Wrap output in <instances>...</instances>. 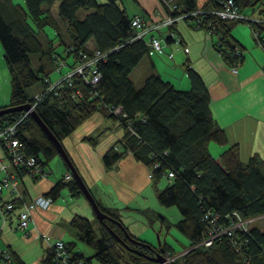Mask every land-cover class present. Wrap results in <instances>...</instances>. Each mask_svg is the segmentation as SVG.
Returning a JSON list of instances; mask_svg holds the SVG:
<instances>
[{"label": "trees", "instance_id": "trees-1", "mask_svg": "<svg viewBox=\"0 0 264 264\" xmlns=\"http://www.w3.org/2000/svg\"><path fill=\"white\" fill-rule=\"evenodd\" d=\"M60 1L55 17L52 7L56 0H23V4L0 0V46L12 89L7 107L18 108L34 103L36 95L31 97L28 90L38 82H41L40 92H45L46 80L51 76L45 73L43 66L35 72L30 55L44 54L39 33H43L46 27L54 29L65 52L64 55L57 52L55 44L50 46L48 55L53 72L60 59L67 61L71 57L72 62L67 64L75 65L80 51L97 49L109 52L108 58L98 64L101 78L96 88L83 84L80 86L81 97H74L72 93L78 82L66 84L58 94H45L37 103L35 112L62 145L64 138L94 113L116 118L125 134L103 156L105 167H112L130 153L150 168V177L156 186L164 176L167 177L169 183L158 192L157 199L164 207L175 206L181 220L171 223L155 211L151 214L166 223L167 231L173 227L189 241L185 253L175 256L167 242L155 245L136 236L129 232L118 211L99 204L108 219L99 221L92 209L97 228L89 218L79 214L69 223L77 238L95 252L89 258L75 255L84 259L86 264L93 259L101 264H159L156 258L164 248L163 254L175 257L172 264H264V225L258 223L264 221V162L255 154L243 163L238 145H228L226 133L215 125L210 110V91L198 71L186 65L190 80L187 90L176 89L171 81L163 79L156 71L144 79L142 87L137 88L131 74L149 55L151 48L145 38L130 40L134 35L131 25L134 16L128 15L120 0L105 3L97 0ZM160 1L169 8L170 0ZM220 1L208 0L201 9L216 11L222 6ZM234 1L243 12L251 9L264 15V0ZM174 2L181 9L179 14L183 15L199 8L196 0ZM81 9L87 11L84 18L78 16ZM185 19L191 27L205 32L210 30L207 25ZM207 19L215 23V31L212 30V35L218 36L213 44L215 51L228 66L238 67L243 57H237L235 49H242L236 45L232 29L239 22L215 20L211 14ZM61 23L65 25L64 31ZM252 26L264 34V25ZM90 41L94 43L93 48L88 47ZM118 107L125 117L113 115L112 110ZM25 113V110H18L0 114V130L21 119L17 131L24 152L27 156H35L41 166L48 169L52 159L60 157L59 151L31 114L22 119ZM98 137H86L85 140L94 147ZM211 144L222 149L217 153L218 159ZM0 153L3 157L7 154L5 150ZM170 172L174 173L173 178L168 177ZM65 176L45 195L54 201L68 187L73 197L87 199L73 175L70 180ZM20 194L23 195L21 201L12 200L14 213L21 210L27 198L25 191L20 190ZM4 195L11 198L7 193ZM214 214L224 226L238 217L257 221L248 226L247 232L236 231L237 247L228 236L217 239L211 246L199 245L210 228L209 218ZM11 259L12 264H26L16 254L11 253ZM46 262L47 259L44 264Z\"/></svg>", "mask_w": 264, "mask_h": 264}, {"label": "crops", "instance_id": "crops-1", "mask_svg": "<svg viewBox=\"0 0 264 264\" xmlns=\"http://www.w3.org/2000/svg\"><path fill=\"white\" fill-rule=\"evenodd\" d=\"M14 1L23 4V0ZM97 1L105 3L109 0ZM207 1L196 0V5L202 8ZM120 2L130 17L142 16L152 22L163 21L169 15V8L160 0ZM53 15L55 16L54 12ZM245 26L236 24L232 29V36L236 45L241 47L243 57L237 72H234L215 51L213 44L218 36L208 35L203 29L191 27L184 18L177 20L172 27H163L160 31L153 32L161 39L164 52L158 53L151 48L149 55L133 70L131 80L135 83V77L139 84L137 86L135 83V86L140 88L144 84V79L156 71L163 79L171 81L176 89L187 90L190 87L185 70L188 64L198 71L210 91V110L215 125L226 133L228 145H238L243 163L249 161L255 154L264 162V50L249 33V27ZM171 29L177 31L182 38L181 43H176L170 38ZM244 31H247V35ZM88 47L93 48L94 43L90 41ZM0 54L3 55L2 46ZM169 54H172V58H169ZM10 95L0 98V109L9 106ZM124 134L125 131L116 118L94 113L72 134L64 138L63 146L96 202L105 208L118 211L129 232L151 242L145 237L147 231L144 223L141 232L138 230L134 232L132 224L136 226L143 218L150 227L153 226L156 221L153 220L151 211L154 210L167 217L163 206L157 204V194L164 189V185L160 186L161 180L156 186L149 176L150 168L136 160L130 153L121 157L110 168L104 165L103 156L124 138ZM97 135L99 140L94 147L85 140L86 137ZM211 150L218 159L217 153L222 149L211 144ZM48 170L52 176L37 181L23 173L19 174V189L27 194L25 201L47 194L59 180L71 173L61 157L52 159ZM59 198L61 199L58 200ZM59 198L53 201L49 209L33 211L27 233L2 225L0 249L16 254L26 264H44L49 246L56 239H62L74 254L87 258L83 251L77 250V245L72 239L66 238V234L70 233L69 223L76 214L90 217L93 213L90 202L85 198L83 200L82 197H73L68 187L61 191ZM151 199L156 201L154 208L148 203ZM159 222L161 232L166 228V223L160 220ZM73 233L75 235V232ZM75 237L78 239L76 235L73 238ZM163 241L166 242L165 239ZM92 263L91 261L90 264ZM0 264L3 262L0 261Z\"/></svg>", "mask_w": 264, "mask_h": 264}, {"label": "built area", "instance_id": "built-area-1", "mask_svg": "<svg viewBox=\"0 0 264 264\" xmlns=\"http://www.w3.org/2000/svg\"><path fill=\"white\" fill-rule=\"evenodd\" d=\"M220 4H222L221 8L216 11L204 12L201 8H198L191 13H184L183 15L179 14L181 9L177 6L174 0H170L168 2L169 15L166 16L163 21L149 22L142 16H134L131 23L134 35L130 40H141L142 38L147 39V37H149L147 40L150 48L158 53H163L164 50L161 39L156 37L153 32L160 31L163 27H172L177 20L187 18L190 21H196L203 26L207 25L210 30L206 33L212 35V30L215 31V26H213L215 23L207 19V15L211 14L215 17V20L218 19L220 21L236 23L244 22L249 24L252 35H254L257 44L264 50V34L258 33L254 26H252L254 24L264 25V16L255 17L254 15L244 14L240 6L236 4L234 0H221ZM174 13H178V15H174ZM169 35L176 43H181L182 38H180L175 29H171ZM241 52L240 49H235L237 57L242 55ZM108 55L109 52L90 49L87 51H80L76 64L73 66L68 65L65 60H58L55 63L56 66L54 73L59 79L53 81L51 78H48L46 80L45 92H38L35 96L36 101L30 103L31 110L26 111L22 119L31 114V111L35 110L37 103L43 99L45 94L51 92L58 94L64 89L66 84L72 85L74 81L78 82L77 88L72 93V96L74 97H81L83 92L80 89V86L83 84L96 88V84L101 78V74H99L98 71V64L101 61H105L108 58ZM169 58H172V54H169ZM67 67L69 69L64 71ZM232 68L234 72H237L238 67ZM112 112L115 116L123 115L120 107L114 108ZM123 116L125 117L126 115ZM20 122L21 119L17 123L8 125V127L0 130V151L5 150L7 153L4 157L0 156V233L2 225L10 227L12 230L27 233L32 222L33 211L37 209L44 211L53 205V199L43 194L33 197V199L28 202H23L21 210L18 213H14L12 200L18 199L21 201L23 196L20 194L18 172L23 173L25 176L33 180L50 178L52 175L48 169L43 165L41 166L35 156H27L26 152H24L23 142L18 137L17 131ZM3 161L7 162L5 163ZM149 176H151V174H149ZM173 176L174 173L170 172L168 177L173 178ZM71 178V174L65 176L66 180H70ZM5 193L11 198H6L4 195ZM209 220L208 226L210 228L207 233H205V236L199 245L211 246L217 239L228 236L231 238L235 247H237L236 231L240 230L247 232L248 226L257 221L256 219L242 220L238 217L230 224L224 226L219 224V217L217 214L212 215ZM174 258L168 256L167 260L172 263ZM0 261L3 262V264H12L11 252L0 249ZM46 264H86V262L80 256H76L62 239H56V241L49 246Z\"/></svg>", "mask_w": 264, "mask_h": 264}, {"label": "rangeland", "instance_id": "rangeland-1", "mask_svg": "<svg viewBox=\"0 0 264 264\" xmlns=\"http://www.w3.org/2000/svg\"><path fill=\"white\" fill-rule=\"evenodd\" d=\"M56 1H57L56 4L52 7V11L55 13V17L58 16V12H57L58 5L61 2L60 0H56ZM244 14L254 15L255 17H258V16L263 17L264 16L258 12H252L251 9L244 11ZM86 15H87V11H85L83 9L79 10L78 16L80 18H84ZM242 23L243 22H239L238 25H243V26L246 25L250 29L249 33L252 34L250 25L245 24V23L242 24ZM64 28H65V25L63 23H61L62 31H64ZM244 33L247 35V31H244ZM39 39H40L41 43L43 44L44 54H42V53L31 54L30 55L31 56V66L35 72H37L41 68V66H43L45 73H47V74L49 73L51 76V79L53 81H56L59 78L52 70L53 69L52 65H51L52 63H51V60L49 59L48 54H49V50L51 48L50 46H52V44H55V50L64 55L65 52H64L63 45L59 44L60 39L52 27H47L46 33H44V32L39 33ZM50 40L52 41L51 43H50ZM66 62L67 63L72 62V58L69 57ZM68 69L69 68L67 67L64 69V71H67ZM41 74H42V72H41ZM134 81H135V83H137V80L135 79V77H134ZM136 85L138 86L139 84L137 83ZM41 89H42L41 82H38V84H36L35 86L30 87V89L28 90V93L31 97H33V96L37 95ZM11 91H12V89H11V78H10L9 69H7V67L5 65V60H4L3 55L1 56V54H0V98L1 97L5 98V96L10 95ZM168 183H169V179L164 176L161 179L160 186L164 185V187H165ZM84 184H86V183H84ZM82 198H83V200H85L84 197H82ZM60 199L61 198H59L58 200H60ZM154 202L156 204V201H154L153 199H151L150 202H148L149 205L151 204L150 206L152 208H154ZM157 204H159L158 201H157ZM162 208L165 209V213L167 216L166 218L171 223H176V222H179L181 220V214L175 206H171V207H164L163 206ZM152 210H154V209H152ZM154 211L157 213L156 210H154ZM155 216L156 215L153 214V220L156 221V223L153 226L150 227L148 222L145 221V219L141 218L140 222L137 223L136 226L132 224V228H133L132 230H134V232H137V230H138V232H141V227L144 223L146 226L145 229L147 231V232H145V237L150 239V241H151L150 243H154L155 245H159V242H162L163 239H165V241L172 247V253H175V256H179L181 254H184V252H185L184 249H185V247H187L189 245V241L184 236H182L177 230H175L173 227L170 231H167L166 229L163 228L161 231L162 233L159 234V231L161 230V226H160L159 220H157ZM133 217H135V216H133ZM87 218H89V220L94 224V226H96L94 213H92L90 215V217H87ZM63 223H64V221H63ZM258 223L264 225V221H259ZM66 226L68 227L67 223H66ZM96 228H97V226H96ZM69 229H70V233L66 234L67 235L66 238L72 239V241L77 245V250L80 249L81 251H83V254L87 258L93 257L94 256L93 254L95 253L93 248H91L89 245L88 246L85 245L84 243H82V241H80L79 239H76V237L73 238L75 236L73 233L74 230H72L71 228H69ZM92 262H93L92 264H101L96 259H93Z\"/></svg>", "mask_w": 264, "mask_h": 264}, {"label": "water", "instance_id": "water-1", "mask_svg": "<svg viewBox=\"0 0 264 264\" xmlns=\"http://www.w3.org/2000/svg\"><path fill=\"white\" fill-rule=\"evenodd\" d=\"M30 108H31L30 103H28L27 105H23L21 107H18V108H13V107L1 108L0 114H7V112L18 111V110L29 111V110H31ZM31 115L34 119L37 120L38 124L46 132L49 139L52 140L53 143L55 144L57 150L59 151L60 157L67 164L69 171H71V174L73 175V178H75V180L79 182V184L82 188V192H84L85 197L88 199V202H90L92 209H93L94 213L96 214V216L98 217L99 221L103 222L104 220H107L108 219L107 215L100 210L99 203L96 202L91 191L88 190L86 184H84V181L81 180V177H80L78 171H76V168L73 165V162L70 160L69 155H68L67 151L64 149L61 142L59 140H57L55 135L52 133V131H50V129H48L46 127V125L44 124L42 119H39L35 110L31 111ZM159 245H161V242H159ZM163 251H164V248H161L160 249L161 254H158V256L156 258V263L172 264L171 262H168V260H167L168 255L163 254L164 253Z\"/></svg>", "mask_w": 264, "mask_h": 264}, {"label": "bare ground", "instance_id": "bare-ground-1", "mask_svg": "<svg viewBox=\"0 0 264 264\" xmlns=\"http://www.w3.org/2000/svg\"><path fill=\"white\" fill-rule=\"evenodd\" d=\"M24 120H26V119H24ZM21 124V123H20ZM20 126V125H19ZM38 160V159H37Z\"/></svg>", "mask_w": 264, "mask_h": 264}]
</instances>
